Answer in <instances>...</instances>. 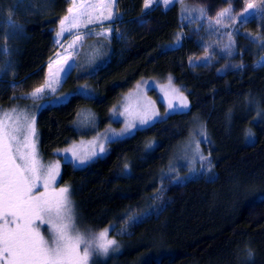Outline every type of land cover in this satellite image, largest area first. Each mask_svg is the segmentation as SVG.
I'll return each mask as SVG.
<instances>
[{
    "label": "trees",
    "instance_id": "1",
    "mask_svg": "<svg viewBox=\"0 0 264 264\" xmlns=\"http://www.w3.org/2000/svg\"><path fill=\"white\" fill-rule=\"evenodd\" d=\"M192 1L176 0L162 10L144 9V0H116L122 37L113 31L84 43L60 88L86 83L94 96L72 92L37 110L41 150L53 156L79 137L81 109L95 106L103 116L143 78L169 76L188 99L189 109L109 142L85 165L62 162L56 188H70L82 234L114 226L108 236L119 251L93 257L91 264H264V64L237 67L264 54V15L233 26L238 33L228 58L192 62L203 19L188 12ZM68 7L69 0H0V49H8L0 51V107L47 99L26 93L45 85ZM143 15L148 27L136 23ZM8 19L15 31L6 39ZM195 120L205 130L202 148L210 162L177 181L183 170L168 168ZM133 217L139 221L130 223Z\"/></svg>",
    "mask_w": 264,
    "mask_h": 264
},
{
    "label": "snow or ice",
    "instance_id": "2",
    "mask_svg": "<svg viewBox=\"0 0 264 264\" xmlns=\"http://www.w3.org/2000/svg\"><path fill=\"white\" fill-rule=\"evenodd\" d=\"M160 2L161 0H144L143 7L148 9L151 5ZM174 2L176 0H163L165 6ZM69 3L67 15L59 22V31L56 33L58 38L66 33L79 32L81 27L86 30L85 35H92L93 33L88 30L89 26L104 21L111 22L118 16L115 11L116 0H98L96 3L90 0H69ZM104 9H111V11L105 16L103 15ZM98 10L99 15H97ZM199 11L203 18L205 10L200 9ZM230 12V8L219 12L216 23L219 24L220 20L229 16ZM257 14L264 15V8H257L256 5L249 3L237 19L242 22L248 16ZM9 23L12 22L9 21ZM111 31L112 29H108L96 35L108 36ZM83 39V35H75L68 48L65 49L67 54L61 56L57 53V59L49 61L46 84L26 93L27 97L41 99L46 87L51 88L53 83L59 84L63 81L64 73L67 72L72 60L70 50L80 44ZM232 43L231 36H229V45L226 48H230ZM0 51L4 54L8 53L7 48L0 49ZM171 91L179 103H169L165 116L171 111H183L190 108L186 96L177 95L175 88ZM39 107L42 106L37 105L38 109ZM125 114L130 115L131 120L126 123L120 133L106 134L105 141L100 142L99 152L92 150L89 154L81 156L74 148H69L64 153H60L62 159L73 167L84 165L91 158L106 151V142H114L116 138L133 135L137 129L134 121H138L139 126L146 128L160 120L158 112H149L147 109L136 113L127 111L121 113V115ZM7 115L5 113V116ZM35 124V115L32 116L31 122L27 123L26 130L21 128L19 122L13 127L9 122L0 119V256L8 257L7 264H91L93 257H106L110 252L118 250L117 241L108 239L113 225H109L98 234L88 236L81 235L79 232L72 234L75 225L72 202L69 199L70 188L63 187L58 191L51 188L60 175V168L58 163L45 168L37 159ZM21 135H23L22 141ZM251 137V132L246 133V138ZM154 145L155 142H152L149 147ZM68 153L71 155L69 156ZM205 159L200 156L201 161ZM180 179L176 177L177 181ZM40 188H43V191H40ZM138 221L139 218L133 217L129 222ZM40 226H47L51 234L50 241L41 234ZM123 231L126 229H121V232ZM247 255L251 257L250 249Z\"/></svg>",
    "mask_w": 264,
    "mask_h": 264
},
{
    "label": "rangeland",
    "instance_id": "3",
    "mask_svg": "<svg viewBox=\"0 0 264 264\" xmlns=\"http://www.w3.org/2000/svg\"><path fill=\"white\" fill-rule=\"evenodd\" d=\"M90 2L96 3L98 2V0H90ZM249 3L256 5L257 8H264L263 7L264 0H237L236 2L233 1V3H226L223 0H193L190 3V5L188 6L190 9V11L188 10V12L190 13L192 12L197 13L201 17V13L199 10L200 9L205 10L203 14V19L201 20L202 25L198 30V32L194 33L193 42L195 44L196 49L193 50L191 53L192 62L207 61V59H211L212 61H215L218 58L224 56L225 57L227 56L226 58H228V55H231L232 46L230 48H226V46L229 45V36H231V38H234L238 33V31L235 30L233 26H235L236 23L238 24L243 23L246 20L253 17L250 15L247 18H245V20L242 22L237 19V17L240 15V13L244 11V9L247 7ZM171 4L172 3H169L167 6H165L163 0H161L159 4H153L150 7L152 8L154 6H158L162 10H166L169 6H171ZM229 8L231 9L229 16L222 18L220 20V23L217 24L216 23L217 14L222 10ZM109 11H111V9H104L103 15L106 16ZM97 15H99V10L97 11ZM135 20L136 23L142 25L143 27L145 26L148 27L149 25L147 15H143L142 17H139ZM185 20L188 21L186 22L187 24H192L193 20L187 18H185ZM9 21L11 20L8 19L6 21V24L9 25H6L3 28V37H6V39L9 38L11 34L10 32L15 31L14 28L10 27ZM121 24H122L121 22H116V19H114L111 22L104 21L103 23H94L93 25L89 26L88 29L91 33H93L92 35H85L86 30L83 27H81L79 32H73L72 34L66 33L65 35L59 38L56 36V33L59 31L58 28L55 32L57 50L47 60L46 74L48 71L49 61L50 60L55 61L57 59V55H56L57 53H60L61 56L66 55L67 52H65V49L68 48V45L74 39L75 35L77 34L83 35L84 39L74 49L70 50L72 55V60L70 66H68L67 72L64 73V79L71 70V68L73 67L75 58L78 52L83 47L84 43H92V41H89L92 38L100 39V38L110 37L111 34L114 33L113 31H116L117 36L122 37L123 28ZM197 27L199 28V25H197ZM108 29H112L110 35L108 36L96 35L97 33L106 32ZM178 41L179 39L177 38L175 44L180 42ZM205 57H207L206 60ZM262 64H264V54L250 64L240 63L239 65H237V67L255 68ZM5 65L7 66L8 63L6 62ZM6 66H3V68H6ZM63 81L59 84L53 83L51 88L46 87V91L44 94L47 99L44 100L39 105L43 107L47 103H51V104H56L60 102L62 103L69 98V95L72 92H79L85 96H92L93 94H95L94 91H92L89 87H87L90 85L86 83H83L84 85L77 86L76 89L67 88L62 91L60 88ZM45 84H46V80H45ZM172 88L177 89V95L181 94L179 86L176 83H174L172 79L170 81L169 76H167L166 78H159V77L143 78L137 83H135V85L131 89L126 91L118 100V102L108 111L107 114L103 116L98 114L95 106H90L88 108L81 109L75 121V126L80 134L79 137L73 140L67 146L56 150L53 156H45L43 154L40 147L37 125L35 124L36 133H37L36 136V150L38 153L37 159L41 162V164L45 168H47L50 165H54L58 163L61 171L62 162L65 161L62 159L60 153H64L66 149L74 148L81 156L89 154L92 150H96L97 152H99L100 142L105 141L106 134L120 133L125 128L126 123L129 120H131L130 115L127 114L121 115V113H126V111L130 113H136V112H141L144 109H147L149 112L151 111L158 112L160 114V118L166 117L165 112L168 107V104L179 103V101L176 100L173 96V93L171 91ZM53 89H55V91H53ZM59 97H66V98L63 100H58L57 98ZM13 109H15V111H13ZM37 110H38L37 106L35 105L33 106V104H28L26 102L14 103L4 107H0V119H4L6 122H9L13 127H15L19 122L21 128L26 130L27 123L31 122V118L33 115L35 116L37 115ZM178 111H171L167 115ZM5 113H7L8 115L5 116ZM134 123L137 125V128L142 127L139 126L138 121H134ZM20 139L21 141L23 140V135L20 136ZM205 140H206L205 130L203 126L199 124L197 120H195V126L192 127L190 134L177 147L172 157V161L170 167L168 168V171L176 172L178 169L181 168L183 170V173L181 172V175H178L177 173V175L180 176V178H182L189 175H193L194 173H197L200 170L206 168L209 165L210 160L203 152L202 143L205 142ZM108 143L109 142L105 143V149H107ZM68 155L70 156L71 153H68ZM101 155H97L96 157ZM200 156H203L206 159L201 161ZM96 157L91 158L90 160H88V162L95 159ZM79 166H83V165H79ZM58 178L59 176L57 177V181ZM57 181L51 185V188L56 191L59 190L56 188ZM39 190L43 191V188H40ZM69 199L72 202V212H73L74 225H75L72 234L75 235L76 232H79L81 235H83L82 230L80 231L78 229L75 206L70 194H69ZM12 227H14V225H12ZM40 231L41 234L44 236V238L50 241L51 234L47 226H40ZM98 233L99 232L87 233L84 236H88L90 234H98ZM108 239L111 238L108 236ZM118 251L119 249L116 251H112L110 252V255L116 254ZM7 259H8L7 256H0V264H7Z\"/></svg>",
    "mask_w": 264,
    "mask_h": 264
},
{
    "label": "clouds",
    "instance_id": "4",
    "mask_svg": "<svg viewBox=\"0 0 264 264\" xmlns=\"http://www.w3.org/2000/svg\"><path fill=\"white\" fill-rule=\"evenodd\" d=\"M251 253H252V255H251V257L250 258H252L253 256H254V253L251 251Z\"/></svg>",
    "mask_w": 264,
    "mask_h": 264
},
{
    "label": "crops",
    "instance_id": "5",
    "mask_svg": "<svg viewBox=\"0 0 264 264\" xmlns=\"http://www.w3.org/2000/svg\"><path fill=\"white\" fill-rule=\"evenodd\" d=\"M149 8H151V7H149Z\"/></svg>",
    "mask_w": 264,
    "mask_h": 264
}]
</instances>
